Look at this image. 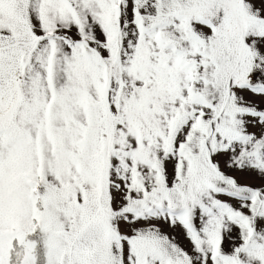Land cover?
I'll return each mask as SVG.
<instances>
[{"label": "snow or ice", "instance_id": "6c2138e0", "mask_svg": "<svg viewBox=\"0 0 264 264\" xmlns=\"http://www.w3.org/2000/svg\"><path fill=\"white\" fill-rule=\"evenodd\" d=\"M0 264H264V0H0Z\"/></svg>", "mask_w": 264, "mask_h": 264}]
</instances>
